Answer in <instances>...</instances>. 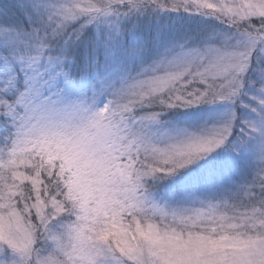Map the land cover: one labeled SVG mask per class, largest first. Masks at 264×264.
<instances>
[{
  "label": "snow or ice",
  "instance_id": "1",
  "mask_svg": "<svg viewBox=\"0 0 264 264\" xmlns=\"http://www.w3.org/2000/svg\"><path fill=\"white\" fill-rule=\"evenodd\" d=\"M0 264H264V0H0Z\"/></svg>",
  "mask_w": 264,
  "mask_h": 264
}]
</instances>
